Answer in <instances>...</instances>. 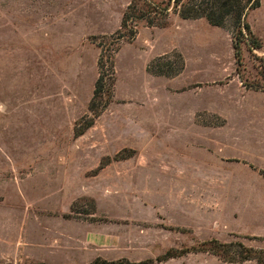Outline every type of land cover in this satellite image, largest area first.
Masks as SVG:
<instances>
[{
    "label": "rangeland",
    "instance_id": "rangeland-1",
    "mask_svg": "<svg viewBox=\"0 0 264 264\" xmlns=\"http://www.w3.org/2000/svg\"><path fill=\"white\" fill-rule=\"evenodd\" d=\"M131 2L0 0V264L264 261V0L241 60L173 4L119 38Z\"/></svg>",
    "mask_w": 264,
    "mask_h": 264
},
{
    "label": "trees",
    "instance_id": "trees-1",
    "mask_svg": "<svg viewBox=\"0 0 264 264\" xmlns=\"http://www.w3.org/2000/svg\"><path fill=\"white\" fill-rule=\"evenodd\" d=\"M172 4L174 12L184 19L206 18L212 25L228 27L233 34L235 53L239 60H241L243 55L244 44L252 45L253 48H261L263 46L248 21L249 12L258 8L261 0H170L168 3H157L152 0H132L125 11L121 29L119 30V38L129 35L131 37L135 36L136 28L134 25L130 26V23L131 21L137 22L138 19L145 20L149 26L165 25ZM99 67L101 68V75L97 81L95 95L90 104V109L95 111V114L93 118H89L82 128H80V123L77 124L75 131L77 136L82 135L87 129L92 127L95 123V118L101 112L99 105H103L100 103H102L106 87L103 60L99 62ZM209 244L210 247H207ZM209 244H204L202 250L216 253L231 262L235 260V258L229 256L230 252L228 249L227 251L221 250V247H228L230 244L221 243L218 240H212ZM259 253L257 250L250 249L249 254L243 256L244 261L258 259L259 264H264L263 258H260ZM108 264H124V262H108ZM125 264L146 263L126 262Z\"/></svg>",
    "mask_w": 264,
    "mask_h": 264
}]
</instances>
